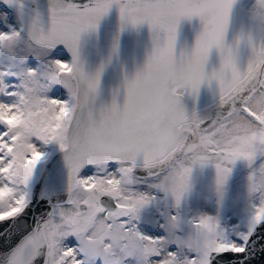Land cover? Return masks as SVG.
Here are the masks:
<instances>
[{
    "label": "snow or ice",
    "instance_id": "6c2138e0",
    "mask_svg": "<svg viewBox=\"0 0 264 264\" xmlns=\"http://www.w3.org/2000/svg\"><path fill=\"white\" fill-rule=\"evenodd\" d=\"M0 264H264V0H0Z\"/></svg>",
    "mask_w": 264,
    "mask_h": 264
}]
</instances>
